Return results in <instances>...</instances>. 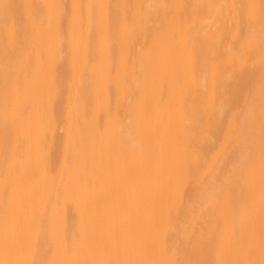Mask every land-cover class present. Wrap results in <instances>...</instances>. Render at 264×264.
Listing matches in <instances>:
<instances>
[{
	"label": "bare ground",
	"instance_id": "obj_1",
	"mask_svg": "<svg viewBox=\"0 0 264 264\" xmlns=\"http://www.w3.org/2000/svg\"><path fill=\"white\" fill-rule=\"evenodd\" d=\"M0 264H264V0H0Z\"/></svg>",
	"mask_w": 264,
	"mask_h": 264
}]
</instances>
